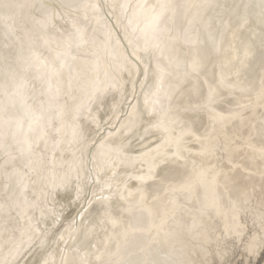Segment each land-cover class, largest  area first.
Returning a JSON list of instances; mask_svg holds the SVG:
<instances>
[{"label": "bare ground", "instance_id": "obj_1", "mask_svg": "<svg viewBox=\"0 0 264 264\" xmlns=\"http://www.w3.org/2000/svg\"><path fill=\"white\" fill-rule=\"evenodd\" d=\"M262 213L264 0H0V264H255Z\"/></svg>", "mask_w": 264, "mask_h": 264}, {"label": "snow or ice", "instance_id": "obj_2", "mask_svg": "<svg viewBox=\"0 0 264 264\" xmlns=\"http://www.w3.org/2000/svg\"><path fill=\"white\" fill-rule=\"evenodd\" d=\"M3 6L5 8L11 7V5H8V4H4ZM192 67H193V71H196L198 68V64L194 62ZM213 92H214V89L210 87L206 106L210 107L214 103ZM216 116H218L220 119H224V117L221 114H216ZM215 118L216 117H213V119ZM173 155L177 156L178 158H182L179 156V151L177 153H174ZM166 162H167L166 160L161 161V163H166ZM193 164H195L194 161H193ZM260 226H261V230L264 231V213H262L260 216ZM234 235L235 237L241 239V242L244 244L245 250L247 251L249 255H254L258 247L264 248V235L253 234L245 238L243 224L237 225L236 229L234 230ZM218 255L220 256V259L218 261H213L212 264H232L231 261L224 259V255H225L224 251L222 250L218 251ZM201 264H209V262L202 261ZM237 264H243V261H239L237 262ZM249 264H251V261H249Z\"/></svg>", "mask_w": 264, "mask_h": 264}, {"label": "rangeland", "instance_id": "obj_3", "mask_svg": "<svg viewBox=\"0 0 264 264\" xmlns=\"http://www.w3.org/2000/svg\"><path fill=\"white\" fill-rule=\"evenodd\" d=\"M89 195V194H88ZM88 195H86L87 197H86V203H87V201H88ZM81 206V208H79ZM77 209H75V208H73L72 210H70V211H72V213L74 214V215H76V213H78V215H79V213L82 211V205H80ZM85 206V205H84ZM69 211V212H70ZM67 213V214H65V216L64 217H66L65 219H64V217L62 218V219H60V223H58V225L55 227V230H53V232L51 233V236H50V238L51 239H55L54 237H57V236H59V234H60V232H62L63 230H64V228H66V225H68V224H70V219H74V215L70 212V213ZM67 215V216H66ZM71 215V216H70ZM68 219V220H67ZM183 222V219L181 218V217H179V223H182ZM57 229V230H56ZM55 231V232H54ZM50 239V240H51ZM146 241H148V239H146ZM148 243H152V242H149L148 241ZM148 243H144V245H142V243H139L136 247H140V249H138V251H144V250H146V249H148ZM172 249H174V247H172ZM148 251H150V249H148ZM156 251H158V253H162V249H156ZM146 257H147V255L145 254V255H141V258H142V260H143V263H144V259H146ZM264 261V252H263V254H262V258L259 260V262L258 263H255V264H262V262Z\"/></svg>", "mask_w": 264, "mask_h": 264}]
</instances>
